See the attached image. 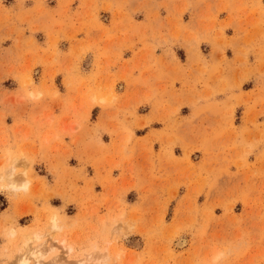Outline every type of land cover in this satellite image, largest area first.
<instances>
[{"label": "rangeland", "instance_id": "374dc122", "mask_svg": "<svg viewBox=\"0 0 264 264\" xmlns=\"http://www.w3.org/2000/svg\"><path fill=\"white\" fill-rule=\"evenodd\" d=\"M24 243L264 264V0H0V264Z\"/></svg>", "mask_w": 264, "mask_h": 264}, {"label": "bare ground", "instance_id": "6f19581e", "mask_svg": "<svg viewBox=\"0 0 264 264\" xmlns=\"http://www.w3.org/2000/svg\"><path fill=\"white\" fill-rule=\"evenodd\" d=\"M103 101V100H102ZM13 162H15V163H13L12 164V166L10 167V169H9V171H7L8 173H7V183H8V185H7V187L9 188V189H11L13 192H15V191H17L19 188H21V187H18V185H16L15 184V182H14V180H13V178H12V176H13V171H14V167H15V164H16V162H17V160H14ZM11 236H14L15 234H16V232L15 231H11ZM26 239V241L25 242H28L29 241V238L27 239V238H25ZM35 240H38L39 239V236L38 235H36L35 236V238H34ZM28 240V241H27ZM33 240V239H32ZM31 240V241H32ZM30 242V241H29ZM61 249L63 250L64 249V251H65V253H69L71 250H72V247L71 246H68L67 244H66V241L65 240H62L61 242ZM29 244V243H28ZM28 244L27 243H24L23 244V247L24 248H26L27 250H28V253L27 254H24V255H22V256H20L19 258H18V260H17V262H18V264H31L30 263V260L33 258L34 260H35V263L36 264H42V258H44V255H45V253L46 252H43V251H41L40 249H35V250H31V249H29V246H28ZM54 248H52L51 247V250H53ZM64 259L63 258H61V257H59V256H56V257H54L52 260H51V264H66L64 261H63ZM42 261V262H41ZM80 264H84V263H81L80 262Z\"/></svg>", "mask_w": 264, "mask_h": 264}]
</instances>
